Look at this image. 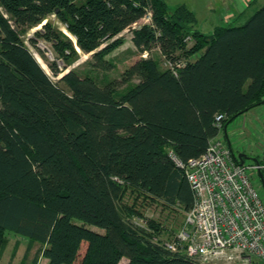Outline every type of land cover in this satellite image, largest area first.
<instances>
[{
	"label": "trees",
	"instance_id": "1",
	"mask_svg": "<svg viewBox=\"0 0 264 264\" xmlns=\"http://www.w3.org/2000/svg\"><path fill=\"white\" fill-rule=\"evenodd\" d=\"M149 14L133 37L147 56L120 78L72 67L79 48L93 68L111 70L119 35ZM196 21L165 0H0V254L11 231L39 242L46 264H194L165 248L162 226L127 199L191 209L190 183L169 151L201 157L219 134L217 115L226 126L264 100V6L212 35ZM39 25L27 41L57 81L23 38ZM153 48L185 65L174 75Z\"/></svg>",
	"mask_w": 264,
	"mask_h": 264
},
{
	"label": "built area",
	"instance_id": "2",
	"mask_svg": "<svg viewBox=\"0 0 264 264\" xmlns=\"http://www.w3.org/2000/svg\"><path fill=\"white\" fill-rule=\"evenodd\" d=\"M166 64L177 75L185 61ZM224 119L223 114L216 116L219 134L201 157L183 161L169 151L190 183L193 204L175 236L162 243L194 264H264V195L259 191L264 189L259 178L264 162L245 158L240 164L234 159L244 153L236 154L228 145Z\"/></svg>",
	"mask_w": 264,
	"mask_h": 264
},
{
	"label": "rangeland",
	"instance_id": "3",
	"mask_svg": "<svg viewBox=\"0 0 264 264\" xmlns=\"http://www.w3.org/2000/svg\"><path fill=\"white\" fill-rule=\"evenodd\" d=\"M239 1L240 0H165L170 10L181 5L187 7L196 17L197 21L194 28L206 35H212L215 27L218 26L242 25L256 10L264 6V0H252L251 3H246L243 9H241L238 4ZM50 19L60 26L64 33L71 36L57 21L56 17L51 16ZM151 21V15H148L137 24L125 29L119 35V37L123 39L122 44L107 56L113 60L115 65L111 70L102 71L93 68L91 55L82 53L79 48V59L75 61L72 67L82 72H88L98 79L120 78L125 68L130 66L141 56H147L146 51L141 55L133 42V37L135 31L141 30L144 25L150 24ZM39 29H41V25L28 29L23 38L26 40V45L38 58L43 68L54 81H57L58 77H54L51 74L46 62L41 58L37 49L27 41L28 37H32L35 31ZM71 38L73 37L71 36ZM186 41L187 46H191L194 44L195 39L193 37H188ZM38 49L45 54L48 61H53L55 59V54L50 44L39 41ZM149 53L157 58L161 68H168L166 64L167 61L158 48H153ZM224 128V135L227 133V137L231 143V149L234 153H244L250 158L248 162L262 159L264 156V104L257 105L241 114L234 119L233 122L224 126ZM227 137L225 135L226 139ZM255 179L257 183H260L258 177H255ZM259 191L264 195V189L262 187H259ZM127 200L131 205L137 206V209L142 212L143 219H153L158 222L164 229V236L166 238L175 236L184 223L185 213L180 210L166 208L160 203H142L140 201L139 203L133 199ZM131 217L133 221H142L138 219L137 215ZM41 248L42 245L39 242H33L28 237L7 231L5 233L3 250L0 254V264H33ZM80 257L81 254L79 258ZM37 264H45V260L41 255H38Z\"/></svg>",
	"mask_w": 264,
	"mask_h": 264
},
{
	"label": "water",
	"instance_id": "4",
	"mask_svg": "<svg viewBox=\"0 0 264 264\" xmlns=\"http://www.w3.org/2000/svg\"><path fill=\"white\" fill-rule=\"evenodd\" d=\"M262 104H264V100L261 101V102H259L257 105H262ZM225 135H226V137H227V133H226ZM227 141H228V145L231 146V143H230L228 137H227ZM245 158H249V157L246 156L245 154H239L238 156H235V155H234V159H235L236 161H238L240 164L243 163V161H244ZM259 178H260V180H261V182H262V185H263V187H264V176H263L262 172L259 173Z\"/></svg>",
	"mask_w": 264,
	"mask_h": 264
},
{
	"label": "crops",
	"instance_id": "5",
	"mask_svg": "<svg viewBox=\"0 0 264 264\" xmlns=\"http://www.w3.org/2000/svg\"><path fill=\"white\" fill-rule=\"evenodd\" d=\"M251 2H252V0H240L238 4H239L240 8L243 9V6L246 5V3L249 4ZM241 3H242V5H241ZM44 260H45V264H46L47 260L45 258H44Z\"/></svg>",
	"mask_w": 264,
	"mask_h": 264
},
{
	"label": "bare ground",
	"instance_id": "6",
	"mask_svg": "<svg viewBox=\"0 0 264 264\" xmlns=\"http://www.w3.org/2000/svg\"><path fill=\"white\" fill-rule=\"evenodd\" d=\"M38 59V58H37ZM39 61V60H38ZM40 62V61H39Z\"/></svg>",
	"mask_w": 264,
	"mask_h": 264
}]
</instances>
